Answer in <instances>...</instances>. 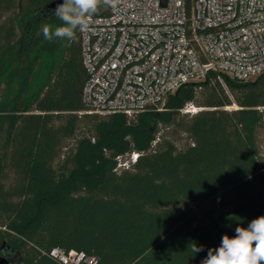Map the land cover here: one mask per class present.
<instances>
[{"label": "trees", "instance_id": "16d2710c", "mask_svg": "<svg viewBox=\"0 0 264 264\" xmlns=\"http://www.w3.org/2000/svg\"><path fill=\"white\" fill-rule=\"evenodd\" d=\"M55 1L0 0V258L59 264L60 248L97 264H201L264 216V74L211 72L162 112L86 113L80 32L41 31L62 26Z\"/></svg>", "mask_w": 264, "mask_h": 264}, {"label": "built area", "instance_id": "2783aa9c", "mask_svg": "<svg viewBox=\"0 0 264 264\" xmlns=\"http://www.w3.org/2000/svg\"><path fill=\"white\" fill-rule=\"evenodd\" d=\"M107 9L80 32L86 113L162 112L180 86L211 72L220 81L264 74V0H120ZM119 164L129 167L121 158ZM48 255L59 264L98 263L74 250Z\"/></svg>", "mask_w": 264, "mask_h": 264}, {"label": "clouds", "instance_id": "9594fccd", "mask_svg": "<svg viewBox=\"0 0 264 264\" xmlns=\"http://www.w3.org/2000/svg\"><path fill=\"white\" fill-rule=\"evenodd\" d=\"M120 0H63L54 10V16L62 26L53 29L50 24L42 25L45 40L66 39L74 41L76 33L88 30L92 17L102 6L117 8ZM204 246L191 244V251L202 252ZM201 264H264V216L251 220L248 226H237L235 236L224 234L217 248H210Z\"/></svg>", "mask_w": 264, "mask_h": 264}, {"label": "water", "instance_id": "95a60500", "mask_svg": "<svg viewBox=\"0 0 264 264\" xmlns=\"http://www.w3.org/2000/svg\"><path fill=\"white\" fill-rule=\"evenodd\" d=\"M63 0H57L52 4V7H56L58 4H62ZM7 250V251H6ZM5 250V254L0 258V264H9V259L14 257V253L10 252L8 249Z\"/></svg>", "mask_w": 264, "mask_h": 264}, {"label": "rangeland", "instance_id": "374dc122", "mask_svg": "<svg viewBox=\"0 0 264 264\" xmlns=\"http://www.w3.org/2000/svg\"><path fill=\"white\" fill-rule=\"evenodd\" d=\"M254 80V79H253ZM238 107L234 104L233 106H230V107H227L226 109H228V110H235V109H237ZM196 109H199V108H196ZM187 110L188 111H193V109L192 108H187V109H185L184 110V112H187ZM194 113H196V112H194ZM262 145H263V149H262V152H263V154H264V133L262 134ZM133 158V157H132ZM126 161H127V159H126Z\"/></svg>", "mask_w": 264, "mask_h": 264}]
</instances>
